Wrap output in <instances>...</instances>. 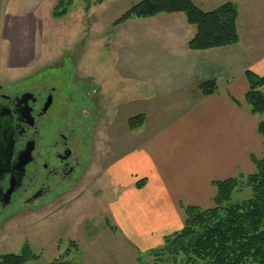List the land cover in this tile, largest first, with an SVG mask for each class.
I'll return each instance as SVG.
<instances>
[{
	"label": "crops",
	"instance_id": "1",
	"mask_svg": "<svg viewBox=\"0 0 264 264\" xmlns=\"http://www.w3.org/2000/svg\"><path fill=\"white\" fill-rule=\"evenodd\" d=\"M83 1L85 5H73L60 20L76 19L78 9L93 20L112 3ZM193 1L204 11L227 2H244ZM245 1L254 5L252 11L264 9V1L259 10L255 0ZM46 2L9 0L7 7L10 14L28 13L29 19ZM117 19L112 34L117 65L124 76L136 79L145 89L139 113L124 115L121 120L113 114L109 121L112 163L107 175L115 193L110 222L116 228L112 232L125 239L130 261L122 264H129L137 252L157 248L166 237L183 230L184 207L213 208L216 182L255 172L253 159L264 157V138L258 131L257 116L252 115L246 102V73L264 78V40L243 37L241 14L239 42L209 50L190 49L197 29L183 13L134 19L115 26ZM95 20L97 25V15ZM79 23L78 17L75 24ZM26 54L28 49H21L13 56L21 59ZM210 80L216 81L217 91L205 96L200 84ZM142 114L144 125L132 131L128 120ZM140 180H145L144 186L137 188Z\"/></svg>",
	"mask_w": 264,
	"mask_h": 264
},
{
	"label": "rangeland",
	"instance_id": "2",
	"mask_svg": "<svg viewBox=\"0 0 264 264\" xmlns=\"http://www.w3.org/2000/svg\"><path fill=\"white\" fill-rule=\"evenodd\" d=\"M58 1L47 0L34 11V17L30 14L31 18L26 19L28 13L10 14L9 0H0V84H14L34 69L44 66L39 74H43L51 84L62 82L79 100L81 87H84L82 78L91 82L86 84L96 87L102 100L98 166H93L89 181L68 195L66 200L43 207L14 208L1 215L0 256L20 254L28 244L39 257L26 264H49L61 259L68 250L70 254L66 260L73 264H122L130 261V257L125 250V239L112 232L116 228H110V207L115 193L106 173L112 163L110 151L107 157L104 156L110 141L103 133L113 114L121 120L124 115L139 113L141 108L139 100L141 92H145L144 86L120 72L112 34L116 32L114 19L126 7L142 0H109L112 3L107 4L108 10L96 14L97 25L96 15L93 20L88 19L81 9L77 14L79 24H75L78 17L71 21L55 18L53 8ZM243 1L236 5L241 14V33L243 37L263 41L264 9H259L264 0H255L259 11H252L254 5ZM79 3L85 5L83 0L75 1L74 5ZM21 49L26 52L28 49V55L14 59L18 55L13 54ZM257 120L259 122L261 117L258 116ZM124 127L126 129L127 124L124 123ZM85 187H89L88 190L84 191ZM240 188L234 193L233 201H242L250 196L245 183ZM141 253L134 254L129 264H139V256L143 257L142 264H154L155 256ZM174 264H185V259L180 257Z\"/></svg>",
	"mask_w": 264,
	"mask_h": 264
},
{
	"label": "trees",
	"instance_id": "3",
	"mask_svg": "<svg viewBox=\"0 0 264 264\" xmlns=\"http://www.w3.org/2000/svg\"><path fill=\"white\" fill-rule=\"evenodd\" d=\"M74 2L59 0L53 16L57 19L65 17ZM173 13H183L188 22L196 27L197 33L189 42L192 50L227 47L240 40L237 25L239 12L232 2L204 11L193 0H142L133 4L114 25ZM246 77L249 84L246 102L252 115L261 117L258 131L264 138V78L251 71L246 73ZM200 89L203 95H212L217 91V83L215 80L203 82ZM144 123L143 114L128 120L132 131L138 130ZM253 163V174L214 184L216 197L213 208L184 207L186 219L183 230L166 237L163 245L145 252L155 256L154 264H174L180 257L185 259V264H264V157L254 158ZM144 183L145 180L138 181L137 188H142ZM243 183L250 189V196L242 201H233L234 193L241 190ZM110 228L115 229L112 225ZM69 254L68 250L61 259L49 264H73L66 260ZM38 257L26 244L20 254L0 256V264H26ZM143 261V257L139 256L138 263Z\"/></svg>",
	"mask_w": 264,
	"mask_h": 264
},
{
	"label": "flooded vegetation",
	"instance_id": "4",
	"mask_svg": "<svg viewBox=\"0 0 264 264\" xmlns=\"http://www.w3.org/2000/svg\"><path fill=\"white\" fill-rule=\"evenodd\" d=\"M42 68L14 84H0V216L66 200L98 166V89L82 78L76 100L62 82L51 84L39 74Z\"/></svg>",
	"mask_w": 264,
	"mask_h": 264
}]
</instances>
